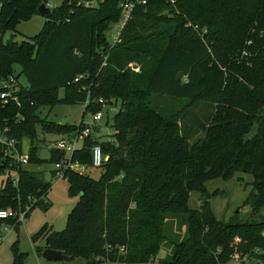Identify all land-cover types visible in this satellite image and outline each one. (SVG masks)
Wrapping results in <instances>:
<instances>
[{
    "label": "trees",
    "instance_id": "1",
    "mask_svg": "<svg viewBox=\"0 0 264 264\" xmlns=\"http://www.w3.org/2000/svg\"><path fill=\"white\" fill-rule=\"evenodd\" d=\"M119 2L86 9L65 0L20 44L19 24L40 15L43 1L1 0L0 82L11 75L27 81L20 93L25 121L13 126L21 142L34 141L37 124L66 136L86 126L41 120L42 107L84 105L89 96L84 117L102 110L100 99L119 108L107 117L117 145L95 131L73 155L93 169L92 149L100 145L109 159L99 178L65 173L68 194L79 200L64 230L44 227L32 236L44 243L37 253L51 249L88 264H227L235 253L257 257L255 251L264 260V0H151L112 47ZM7 32L12 37L3 43ZM17 112L0 102V119ZM65 156L53 148L51 162ZM30 163L43 164L34 146ZM7 168L0 153V173ZM237 173L254 179L244 202L250 212L217 220L206 184ZM18 174L16 185L8 179L2 186L0 209L23 210L32 199L46 209L51 184L42 170ZM193 192L201 195L199 210L189 207ZM162 250L167 256L157 262ZM26 259L14 248L13 264Z\"/></svg>",
    "mask_w": 264,
    "mask_h": 264
},
{
    "label": "rangeland",
    "instance_id": "2",
    "mask_svg": "<svg viewBox=\"0 0 264 264\" xmlns=\"http://www.w3.org/2000/svg\"><path fill=\"white\" fill-rule=\"evenodd\" d=\"M44 4H48L49 7H58L65 0H41ZM42 3V4H43ZM50 8V9H51ZM53 8V9H54ZM52 11V10H51ZM46 18L42 15L34 16L30 21L22 22L17 28V34L15 36L16 41H28L30 38L35 37L40 33ZM113 31L109 33V39L111 40ZM12 37V32H7L2 42L6 43ZM1 42V40H0ZM249 44V43H248ZM219 68V67H218ZM20 73L19 69L16 71V75ZM20 81L27 85V81L24 76H20ZM60 98L64 96V90L59 92ZM85 106L78 105H57L54 108L45 106L40 110L39 117L41 120H47L48 122L76 126L79 127L82 121L84 123H91L92 116L87 114L84 117ZM263 113V110H262ZM109 121V124L107 122ZM101 133L95 136L100 141H108L112 139L115 130L112 127V120H108L106 117L101 121ZM256 132V125L253 127L247 138L252 139ZM67 138L66 135L46 133L42 129L40 124L35 126V139L32 142L30 137H24L22 140V153L23 156L31 157V147L36 148V156L43 161L42 166L37 163H30L23 168L30 171H41L43 173L44 180L51 184V190L44 198L47 208L40 207L42 201L40 199H32L28 207L22 209H11L17 213L25 215V221L18 223L17 221L13 226H9L10 232L4 233V239L0 246V264H13V250L17 248L20 253L27 256L25 264H88L84 259L78 258L67 262H53L48 261L43 256H39L37 253L38 248L43 247V242L34 244L32 242V236L42 230L44 227H53L55 231H62L66 228L67 219L73 208L78 202V197L73 198L68 194V182L62 178L55 177V165L51 162L52 149L55 144L62 139ZM83 141H80L79 146L82 147ZM84 174L90 175L92 178L98 179L101 170H94L87 167ZM10 179L15 182L18 179L17 171H5L0 173V190L4 183ZM251 175L237 173L235 177L231 179L215 178L210 180L206 184V192L211 194V210L214 217L217 220L229 221L233 219L235 215H240V218H245L250 212L249 207L244 206V202L249 196L253 181ZM201 206L200 193L193 192L190 196L189 207L193 210H199ZM10 208H3L0 210H9ZM167 256L164 250H162L158 256V260H162ZM227 264H239L235 260H231Z\"/></svg>",
    "mask_w": 264,
    "mask_h": 264
},
{
    "label": "built area",
    "instance_id": "3",
    "mask_svg": "<svg viewBox=\"0 0 264 264\" xmlns=\"http://www.w3.org/2000/svg\"><path fill=\"white\" fill-rule=\"evenodd\" d=\"M105 0H80L79 5L86 9H95L100 3ZM151 0H120L119 8L122 13L121 20L114 25V33L112 34L111 40L109 39V33L113 31V28L108 33V40L110 45L113 47L121 41V34L128 21L132 18L133 14L141 9L145 8ZM170 6H176L181 0H164ZM1 5V0H0ZM47 7L48 4H46ZM51 8V7H49ZM54 7L51 8V10ZM130 67L135 71L139 72L140 69L135 64H131ZM83 76L75 79V83H78ZM188 83V79H185ZM24 84L15 75L9 76L7 79L0 82V102L3 108L14 107L18 109L17 114L12 118L0 119V153L3 161L7 163V170L9 172L19 171V168H23L29 164V156H23L22 153V142L16 137L13 131V126H18L25 121L24 116L21 114L23 109V102L20 97V93L23 89ZM85 90V89H84ZM98 103L102 106V110L98 111L92 116L91 123H86L82 131L67 136L55 144L54 149L64 151L66 156L60 162L55 164V177L64 179L65 173L74 172L84 174L87 170L85 165H82L79 161L73 160L74 153L81 149L79 147L80 141H85L98 129V134L101 133L100 123L106 117L113 118L118 112L119 108L116 105L109 104L103 99H100ZM90 104V97L88 96L84 106L87 107ZM117 132L115 131L114 135ZM109 141L116 144V140L113 138ZM117 145V144H116ZM109 157L104 155L102 147L97 145L92 149V167L94 170H101L107 163ZM19 179V174H18ZM18 179L13 182L15 185L18 183ZM0 220L5 222L8 220H16L18 223L25 221V215L17 213L11 209L0 210ZM13 226V225H10ZM14 227V226H13ZM10 232L9 226L6 223L0 225V245L4 239V233ZM257 257H251L243 253H235L231 260L237 261L239 264H264V260L260 257V253L255 251Z\"/></svg>",
    "mask_w": 264,
    "mask_h": 264
},
{
    "label": "water",
    "instance_id": "4",
    "mask_svg": "<svg viewBox=\"0 0 264 264\" xmlns=\"http://www.w3.org/2000/svg\"><path fill=\"white\" fill-rule=\"evenodd\" d=\"M38 13L45 18H50L52 16V11L49 7H47L46 4H41V6L38 9ZM20 44L23 43V41H19ZM98 132V129H96ZM43 258H45L48 261H53V262H67L70 261V257L64 255L63 253L59 251H54L51 249H47L43 252Z\"/></svg>",
    "mask_w": 264,
    "mask_h": 264
},
{
    "label": "crops",
    "instance_id": "5",
    "mask_svg": "<svg viewBox=\"0 0 264 264\" xmlns=\"http://www.w3.org/2000/svg\"><path fill=\"white\" fill-rule=\"evenodd\" d=\"M83 146V145H82ZM80 147V146H79ZM80 148H82V147H80Z\"/></svg>",
    "mask_w": 264,
    "mask_h": 264
}]
</instances>
